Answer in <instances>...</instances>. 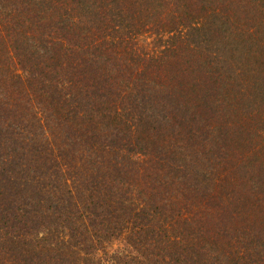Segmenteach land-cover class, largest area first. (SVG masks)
Instances as JSON below:
<instances>
[{
  "label": "trees",
  "instance_id": "obj_1",
  "mask_svg": "<svg viewBox=\"0 0 264 264\" xmlns=\"http://www.w3.org/2000/svg\"><path fill=\"white\" fill-rule=\"evenodd\" d=\"M0 264H264V0H0Z\"/></svg>",
  "mask_w": 264,
  "mask_h": 264
}]
</instances>
